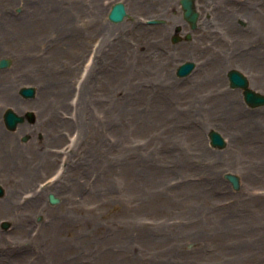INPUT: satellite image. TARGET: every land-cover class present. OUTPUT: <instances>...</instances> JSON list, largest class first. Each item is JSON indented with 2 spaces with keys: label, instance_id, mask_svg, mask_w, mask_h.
<instances>
[{
  "label": "rangeland",
  "instance_id": "374dc122",
  "mask_svg": "<svg viewBox=\"0 0 264 264\" xmlns=\"http://www.w3.org/2000/svg\"><path fill=\"white\" fill-rule=\"evenodd\" d=\"M130 1L0 0V264H264V106L227 79L264 94V0H197L192 31L179 0ZM6 109L24 122L8 130Z\"/></svg>",
  "mask_w": 264,
  "mask_h": 264
},
{
  "label": "water",
  "instance_id": "95a60500",
  "mask_svg": "<svg viewBox=\"0 0 264 264\" xmlns=\"http://www.w3.org/2000/svg\"><path fill=\"white\" fill-rule=\"evenodd\" d=\"M179 4L183 11V19L189 24L191 30L196 28V23L199 18V14L195 9L194 0H179ZM127 16L126 9L123 3L117 2L115 3L109 13H108V20L112 23H121L124 18ZM148 24H157L159 23L157 20H148ZM180 26L176 27L175 35L171 38L172 43H178L182 41V38L178 35L180 31ZM191 37L190 33L185 35L184 40H189ZM11 61L7 58L0 59V69L6 68L10 65ZM195 64L194 62H184L178 66L176 69V76L177 77H185L189 75L192 70L194 69ZM227 78L229 82V87L233 89H240L242 90L243 98L245 103L250 106L251 108H256L260 106H264V94L258 93L249 88L247 78L238 70L232 69L227 72ZM34 88L32 87H22L19 90V95L23 98H31L34 96ZM27 117L30 121L33 120V114L28 112ZM3 121L8 130H13L16 128L18 124H22L24 122V118L21 115L16 114L12 109H6L3 114ZM209 143L212 148L215 149H223L226 145L224 138L220 135V133L216 132L215 130H210L208 132ZM23 138V140H25ZM224 179L228 181L235 190L239 189V178L235 174L226 173L224 174ZM4 195V190L0 185V197ZM48 201L50 204L55 205L58 203V199L53 195H48ZM2 227L4 229L8 228V223L3 222Z\"/></svg>",
  "mask_w": 264,
  "mask_h": 264
},
{
  "label": "bare ground",
  "instance_id": "6f19581e",
  "mask_svg": "<svg viewBox=\"0 0 264 264\" xmlns=\"http://www.w3.org/2000/svg\"><path fill=\"white\" fill-rule=\"evenodd\" d=\"M159 1H162V0H131L130 2L134 3V5H135L136 8H140L141 9V8H145V6H146V7H149L150 9H153V8H155L154 7V4H156V2L158 3ZM197 2H200V1L194 0L195 6H196ZM222 2H223V0H219V3L216 4V7H217L218 10L220 8L224 7V5H221ZM62 8L65 9L64 10V14H62V15H64V16L67 17V13L66 12L70 11L74 7H73V5H69V6L64 5ZM92 9H93V7H91V10L90 9H87L86 10V8L83 7V4H82V6L78 5L77 13H80V12H83V13L85 12L86 13L88 10L91 12ZM97 11H99V9ZM221 11L225 12L224 9H222ZM225 14L226 13H224V14H221L220 13V17H219L220 20H218V23L219 24H224L222 21H224V19H225ZM97 15H99L98 12H96V15L94 16L95 19H96ZM248 21H252V20H248ZM225 24H227V25L230 24V21L229 20H225ZM185 25H186V23H185ZM21 33H26L27 34V31L21 32ZM239 37H241V36H239ZM110 48H111V46H110ZM8 92H9V83L8 82H4L3 88H2V90L0 92V103H1V105H4L6 103V101L9 100V98H8ZM2 158H4V162L8 161L7 158H6V156H3ZM6 201H7V203L5 204V206H7V207H3V210H7L8 209V206L11 205L10 202L13 201V199L11 197H7L6 198ZM27 218H28V214H25V213H22L21 212V214L18 216V221L24 222L25 220H27Z\"/></svg>",
  "mask_w": 264,
  "mask_h": 264
},
{
  "label": "flooded vegetation",
  "instance_id": "af4514ba",
  "mask_svg": "<svg viewBox=\"0 0 264 264\" xmlns=\"http://www.w3.org/2000/svg\"><path fill=\"white\" fill-rule=\"evenodd\" d=\"M246 1L247 0H226V3L228 4V5H232V6H235V7H242V6H245V8H247V10H248V8H249V10H248V12H250V10L252 11V12H254V10H255V7L253 6V4H251V6H249V7H247V3H246ZM249 3V2H248ZM250 4V3H249ZM216 9H217V7H215ZM215 12H217L216 10H215ZM247 12V13H248ZM219 13V12H218ZM223 13V12H222ZM250 14V13H249ZM219 17H220V15H219Z\"/></svg>",
  "mask_w": 264,
  "mask_h": 264
}]
</instances>
